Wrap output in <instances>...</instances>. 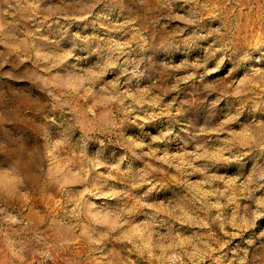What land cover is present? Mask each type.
<instances>
[{"label": "clouds", "instance_id": "1", "mask_svg": "<svg viewBox=\"0 0 264 264\" xmlns=\"http://www.w3.org/2000/svg\"><path fill=\"white\" fill-rule=\"evenodd\" d=\"M3 175L0 264H264V0H0Z\"/></svg>", "mask_w": 264, "mask_h": 264}, {"label": "rangeland", "instance_id": "2", "mask_svg": "<svg viewBox=\"0 0 264 264\" xmlns=\"http://www.w3.org/2000/svg\"><path fill=\"white\" fill-rule=\"evenodd\" d=\"M153 132L156 131V128L151 129ZM166 143V142H165ZM173 153L176 152V145H169L168 146ZM0 182H3L5 184H10L13 182V177L9 176V175H3L0 176ZM198 192H202V190L200 188H196L195 189ZM171 192L169 191H162L158 196H154V201L159 204L160 201H164V205H162L159 209V211L162 214H171L172 213V209L170 206L168 205V201L165 199V197L170 196ZM44 207V203L41 202L39 204V206L37 207L36 211L39 212L40 208ZM138 219H145L143 216H140ZM181 220H187V221H194V218L192 216H190L188 214V210L187 209H183L180 211V214L178 216H176L175 221H173V223H175V228L176 229H180L182 232V236L183 237H189L193 234V232L195 231L194 229H189L187 231H184L180 221ZM135 223H138L137 221H134ZM261 226H264V220H262L260 222ZM154 232H159V238H157L154 234L150 235L146 241L147 246L150 248L152 255L149 257V259L147 260H143V259H139L137 258L135 255L131 256L130 258L132 260L136 261V264H176V262L172 259H168V260H162V259H157L156 257H165L166 255L169 254V245L173 243L172 240H170L169 237V230L166 227H160L158 229L153 230L151 228V226L149 224H145L143 227H140L139 229L134 230L133 235H135L136 233L139 234H148V233H154ZM175 229L172 232V235H175ZM158 240V244L156 247H151L153 244H156ZM111 247V246H110ZM84 249L81 246L80 251L82 252ZM122 255H124V253H122Z\"/></svg>", "mask_w": 264, "mask_h": 264}]
</instances>
